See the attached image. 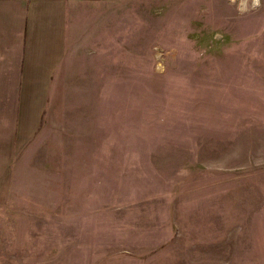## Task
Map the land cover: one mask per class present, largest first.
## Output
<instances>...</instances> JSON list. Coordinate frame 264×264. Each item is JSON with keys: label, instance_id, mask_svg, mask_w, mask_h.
Instances as JSON below:
<instances>
[{"label": "rangeland", "instance_id": "374dc122", "mask_svg": "<svg viewBox=\"0 0 264 264\" xmlns=\"http://www.w3.org/2000/svg\"><path fill=\"white\" fill-rule=\"evenodd\" d=\"M82 12L0 264H264V0Z\"/></svg>", "mask_w": 264, "mask_h": 264}, {"label": "crops", "instance_id": "0c3cea01", "mask_svg": "<svg viewBox=\"0 0 264 264\" xmlns=\"http://www.w3.org/2000/svg\"><path fill=\"white\" fill-rule=\"evenodd\" d=\"M101 1L0 0V207L10 204L22 150L35 144L52 96L77 66L82 11Z\"/></svg>", "mask_w": 264, "mask_h": 264}, {"label": "clouds", "instance_id": "9594fccd", "mask_svg": "<svg viewBox=\"0 0 264 264\" xmlns=\"http://www.w3.org/2000/svg\"><path fill=\"white\" fill-rule=\"evenodd\" d=\"M254 3L258 5L259 4V0H254Z\"/></svg>", "mask_w": 264, "mask_h": 264}]
</instances>
